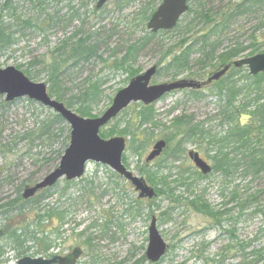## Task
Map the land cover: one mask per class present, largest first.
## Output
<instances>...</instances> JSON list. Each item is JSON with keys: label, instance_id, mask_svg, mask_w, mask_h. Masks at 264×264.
Returning <instances> with one entry per match:
<instances>
[{"label": "rangeland", "instance_id": "374dc122", "mask_svg": "<svg viewBox=\"0 0 264 264\" xmlns=\"http://www.w3.org/2000/svg\"><path fill=\"white\" fill-rule=\"evenodd\" d=\"M150 1L134 0L119 9L117 0H108L101 8L96 9L97 0H37L32 4L27 0H13L12 3L0 0V21L4 26L13 27L10 31L14 33L13 39L16 41L9 49L0 51V69L12 67L20 71L31 82L46 85L49 95L46 83L49 67L53 59L60 57L53 51L64 39L71 38L78 31L97 33L99 36L93 41L104 42L98 47L100 61L91 60L77 67H72L71 62L63 64L60 75L66 101H75L87 86L88 80L99 79L104 82L100 88V101L91 107V114L98 118L110 107L115 95L130 81L125 71H116L109 67L115 60L122 59L126 48L149 33L146 30L147 22L142 23L140 12ZM242 1L190 0V10L178 22L177 31L160 34L152 39L137 54L132 69L140 75L156 67V75L151 80V85L179 80L206 82L215 72L211 68L215 64L205 69L191 64V70L176 78L160 72V68L170 59L167 54L169 50L172 54L181 51L209 33L216 23H220V28L209 39L220 44L219 52L234 48L237 44L248 47L261 41L263 46L255 55L264 53V29L257 32L264 20V7H254L243 14H237ZM158 5L159 2L153 9ZM6 7L16 10V16L20 18L18 25L22 27L14 28ZM207 15L210 17L209 22L205 19ZM223 17L229 18L223 22ZM23 21H29L30 26L23 25ZM81 36L78 34L72 42ZM248 52L230 62L248 58ZM113 55L116 57H112ZM241 70L243 74H248L246 68ZM197 91L200 94H193L194 90L191 89L179 90L153 103L151 107L154 111L155 127L147 124L138 128L137 113L141 105L131 104L99 132L102 134L113 129L121 131L126 123H130V129L137 136L136 143H142L144 149L137 153L131 152L128 137L119 136L117 133L113 135L112 137H123L127 141L122 157L123 165L134 176L143 178L154 191L155 185L148 183L146 175L140 171L154 174L159 165H164L165 168L159 172L158 177H167L165 182L169 184V188L175 190L173 198L156 195L151 200H139L138 193L129 182L115 175L106 166L88 163L81 179L69 183L64 179L60 180L49 192L42 195L45 199L38 206L27 205L21 212L15 210L6 217H0V264H15L24 257H37L34 255L36 245L29 241L22 248L16 249L5 233L12 229L25 228L35 220L34 215L40 216L51 211L63 213L64 218L61 223L57 216L53 217L40 227V231L53 232L49 238L53 242L50 253L65 256L79 248L82 254L76 264H150L145 259V251L152 218L156 220L158 234L168 246L159 264H202L195 257L201 252L204 258L214 257L229 243V230H233L239 244L252 241L257 246L255 248H262L264 176L256 179L244 178L237 172L224 180L218 174H212L211 170L203 175L209 178L197 181L195 192L197 195L204 194L202 198L211 209L219 212L225 208L229 211L230 220L225 219L221 228H218L212 226V222L202 214L188 209L186 200L191 199H188L191 192L189 190L187 193L177 178L182 169L194 170L187 157L190 151L197 152L212 166L203 152L192 144H186L182 148L181 158L172 162L169 157L176 145L177 140H174L166 144L158 158L151 162L146 161L155 143L160 140L165 142L162 126L169 127L174 117L191 116L194 122L204 123L205 128L213 134L221 132L219 120L214 118L222 104L217 95V87L212 83ZM50 98L76 113L78 104L69 108L65 101ZM4 99L5 97L0 96V207L15 201L17 194L20 199L26 187L33 188L58 166L59 155L62 156L69 145L70 133L68 124L63 120L59 124L61 133L56 132L57 126L53 130L56 135L60 133L59 137L46 140L41 137L44 142L36 140L40 130L34 135L33 133L39 123H49L56 114L51 109L27 99L16 100L6 107L3 106ZM67 135L68 141L65 140ZM5 146L7 152L3 153ZM233 191H237L238 198L232 201L230 194ZM252 195L255 198H250ZM36 196L41 195L38 193ZM174 197L181 199L176 203ZM166 211L171 216L161 220L160 215ZM91 225L96 226L92 228ZM55 231L61 234L59 239L54 238ZM37 247L40 249L42 246L37 244ZM237 261V258L231 259L228 264H235Z\"/></svg>", "mask_w": 264, "mask_h": 264}, {"label": "trees", "instance_id": "16d2710c", "mask_svg": "<svg viewBox=\"0 0 264 264\" xmlns=\"http://www.w3.org/2000/svg\"><path fill=\"white\" fill-rule=\"evenodd\" d=\"M12 1L13 0H7L8 3H12ZM27 1L32 4L37 0ZM133 1L134 0H117L116 5L121 9V6H127L129 2ZM159 1L160 0H151L149 5L140 12L142 23L149 20L154 11L153 8L155 4ZM150 5H152V7H150ZM239 7L240 9L237 10L240 12L237 14H243L246 10H250L254 7L263 8L264 0H243L239 4ZM5 10L8 16L13 20L14 28L17 29L19 26L22 27V25H18L20 18L16 16V10L11 7H6ZM189 10L190 9H188V11ZM228 18L229 17H223V22ZM205 19L206 22L210 21L208 15ZM22 24L30 26L29 21H23ZM178 27L179 24L172 31L160 32L158 34L147 33L139 42L126 48L125 54L122 55V59L115 60L109 68L116 71H125L129 79L133 78L139 74L138 71L132 69L137 54L148 46L151 40L157 35L177 31ZM12 28L13 27L10 25L4 26L3 22L0 21V51L7 50L15 44L16 41L13 39L14 33L10 31ZM219 28L220 23H216L210 29L209 33L196 39L193 43L188 44L179 52L172 54L169 50L167 54L170 59L160 68V72L163 71L167 74H171L172 78H176L184 72L191 70V64L201 69H205L207 66L209 68L212 64H215V67H211L215 72L229 65L230 68L228 72L218 82L214 83L217 87V95L222 103L219 105L218 111L214 117L219 120L218 124L221 127V132L213 134L211 130L205 128L204 123H196L191 116L180 115L171 120L169 127L166 128L162 126V132L164 134L163 139H165L166 144L177 140L174 149L171 150V156L169 157L172 159V162H176L181 158L184 145L192 144L203 152L206 158L211 161L212 174H218L225 180L230 178L234 173L240 172L244 178L249 177L256 179L259 176H264V74H258L253 77L249 76V74H243L242 68H234L230 61L238 58L247 51H249L248 57H252L260 51L263 45L261 41L258 43L256 41V43H252L248 47L237 44L234 48L219 52L220 44L217 43L216 40L212 41L209 39ZM263 29L264 20L261 26L258 27L257 32ZM78 34L82 36L74 40L75 42L73 43L72 40L75 39ZM98 36L97 33L88 34L78 31L73 34L71 38L64 39L53 51L55 55L59 54L60 57L59 59L52 60V65L49 67L50 73L46 81L50 97L58 101H65L66 106L69 108H73L78 104L75 112L85 119L95 117L91 114V107L97 105V102L100 101L102 93L100 88L104 82L99 79L88 80L87 86L75 101L72 99L66 101L65 92L61 85L60 71L61 66L69 62H71L72 67H77L80 64H87L91 60L100 61L98 47L104 44V42L93 41ZM262 36L264 37V31ZM194 55L196 57L193 58ZM112 57L116 56L113 55ZM238 75H240V77L237 79ZM192 93L200 94V91H194ZM3 106L9 107L10 104L3 103ZM153 112L151 106H140V111L137 113L138 128L146 126L147 124H153L155 127L156 124L154 122ZM62 122L63 120L60 116L53 115L49 123L44 124V121H41L39 126L34 130L35 133H33V135L40 130L39 136H36V140L42 141V138H45V140L46 138L56 139L60 136L61 126L59 124ZM55 126L58 128L56 132H60L58 135L53 133ZM129 126L130 123H126L123 130H109L106 133L100 134V136L102 138H111L117 133L119 136L128 137L129 151L137 153L144 149V146L142 143H136L135 139L137 136L135 135V131L131 130ZM65 140L68 141V135ZM2 152H7L6 146L3 147ZM59 157L61 158V154ZM158 167V171L154 174L147 173L149 171L144 170L140 172L146 175V181L148 183H153L155 185V191L158 197L163 195L173 198L175 190L169 188V184L165 182L167 177H158L159 172H161L165 166L159 165ZM177 178L178 182H180V186L184 187L186 192L189 190L191 192L188 196V199H191L186 200L188 209L202 214L212 222V226H217L218 228H221V224L225 219L230 220L229 211L225 210V208L219 212L214 211L203 200L202 197L204 194L197 195L195 192L197 181L207 179L209 176L203 177L195 170L188 171L182 169L178 173ZM49 191L50 189L43 190L40 192V197L35 196L28 201H24L21 195L19 199V194H17L15 201L0 207V217H6L15 210L21 212L27 205L33 204L38 206L45 199L42 195ZM230 195L232 196V201L238 198L237 191L231 192ZM250 198H255V196L252 195ZM180 199V197H174L176 203ZM52 212L54 211L46 212L40 216L36 214L34 215L35 220L27 224L25 228L12 229L6 232L5 235L14 248H22L26 242L30 241L36 245L35 248H37L34 253L35 256H44L46 254V257H49L52 255L50 250L53 248V242L49 238L52 236L53 232L50 230L46 231V233L40 231L42 224L53 217L57 216L58 220L62 223L64 218L63 213ZM170 216L168 211L160 215L161 220H165L164 218H169ZM95 226L96 225H91L92 228ZM227 234L229 243L224 245L214 257L211 259L204 258L201 256V252L195 257V260L201 261L202 264H228V261L237 258L238 261L235 264H264V246L262 248H255L257 246H254L252 241L239 244L234 237L233 230H229ZM54 235L55 239H59L61 236L57 231H55ZM223 236L224 233H222V237ZM37 244H41L42 247L39 249ZM250 248L252 249L250 250Z\"/></svg>", "mask_w": 264, "mask_h": 264}, {"label": "water", "instance_id": "95a60500", "mask_svg": "<svg viewBox=\"0 0 264 264\" xmlns=\"http://www.w3.org/2000/svg\"><path fill=\"white\" fill-rule=\"evenodd\" d=\"M107 1L98 0L95 8H101ZM187 1L162 0L161 5L150 16L146 25L147 30L151 34L172 30L181 16L187 12ZM232 66L236 69L247 68L249 76L252 77L264 74V53L235 61ZM229 68L230 66L227 65L220 71L215 72L206 82L179 80L151 85V80L156 74V67H152L132 78L128 85L115 95L110 107L102 116L95 119H85L71 112L62 103L49 97L46 85L31 82L20 71L12 67L0 69V96L5 97V103L9 104L19 99H28L51 109L70 127L69 145L58 166L33 188H25L22 199L24 201L30 200L37 192L54 187L57 182L64 178L67 182L80 179L85 172L86 165L95 163L108 167L112 172L128 181L138 193L139 199L151 200L156 196L154 189L148 186L143 178L134 176L122 164V156L126 149L125 139L114 137L104 140L99 136L100 129L115 119L131 103L150 106L163 96L175 91L184 89L200 90L204 86L218 82L228 72ZM165 146L164 141H157L146 161L151 162L158 158ZM187 156L202 175L211 172V167L199 157L197 152L190 151ZM1 235L2 232L0 231ZM166 248L165 242L157 232L156 220L152 218L148 228L146 259L153 264L157 263L165 255ZM80 254L81 250L75 248L66 257H24L19 259L16 264H75Z\"/></svg>", "mask_w": 264, "mask_h": 264}, {"label": "flooded vegetation", "instance_id": "af4514ba", "mask_svg": "<svg viewBox=\"0 0 264 264\" xmlns=\"http://www.w3.org/2000/svg\"><path fill=\"white\" fill-rule=\"evenodd\" d=\"M189 2H190V0H188L187 1V6H188V9H189ZM161 3H162V0H160L159 1V5L157 6V7H159L160 5H161ZM187 12H188V10H187ZM186 12V13H187ZM183 17V16H182ZM160 32H165V31H159V32H157L156 34H158V33H160ZM138 104H140V103H138ZM191 162V164H192V166H193V168H194V170L196 171V172H198L201 176H203L196 168H195V166H194V164L192 163V161H190ZM64 181L65 182H67L66 180H65V178H64ZM126 181V180H125ZM126 182H128V181H126ZM68 183V182H67ZM138 195V194H137ZM157 195V194H156ZM155 197H157V196H155ZM146 199V198H145ZM153 199V198H152ZM139 200H144V199H139ZM148 200V199H147ZM152 220V219H151ZM45 223H46V221H45ZM45 233H46V231H45ZM112 243V242H111ZM147 247H148V245H147ZM166 252H167V250H168V246L166 245ZM45 249H46V243H45ZM74 250V249H73ZM72 250V251H73ZM146 250H147V248H146ZM71 251V252H72ZM71 252L70 253H68L67 255H65V256H62L61 254H59V255H57V254H53V255H50L48 258H51V257H54V256H60V257H66V256H68V255H70L71 254ZM81 254H82V251H81ZM81 254H80V256H81ZM145 254H146V251H145ZM166 254V253H165ZM80 256H79V258H80ZM165 256V255H164ZM164 256L157 262V263H155V264H159V263H161V261H162V259L164 258ZM45 258H46V254H45ZM79 258L77 259V261L79 260ZM145 259H146V256H145ZM77 261H76V263H77ZM146 261H148L147 259H146ZM149 262V261H148ZM75 263V264H76ZM150 264H153V263H151V262H149Z\"/></svg>", "mask_w": 264, "mask_h": 264}]
</instances>
